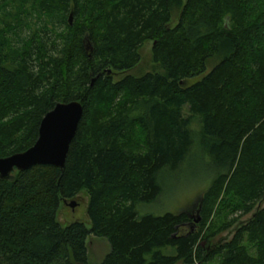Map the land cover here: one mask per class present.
<instances>
[{
  "label": "trees",
  "instance_id": "1",
  "mask_svg": "<svg viewBox=\"0 0 264 264\" xmlns=\"http://www.w3.org/2000/svg\"><path fill=\"white\" fill-rule=\"evenodd\" d=\"M146 41L153 69L136 76ZM70 100L84 114L64 168L0 177V264H90L91 234L111 245L96 264H264V0H0V157ZM196 152L199 224L141 215ZM83 189L91 227L63 226L61 202Z\"/></svg>",
  "mask_w": 264,
  "mask_h": 264
},
{
  "label": "rangeland",
  "instance_id": "2",
  "mask_svg": "<svg viewBox=\"0 0 264 264\" xmlns=\"http://www.w3.org/2000/svg\"><path fill=\"white\" fill-rule=\"evenodd\" d=\"M141 59L139 63L131 69L129 72L139 76L143 73L153 69V51L152 41H146L140 48ZM214 62H210L208 72ZM201 74L195 77V80H200L205 74ZM124 73L116 74L120 76ZM189 161L184 164L180 170L176 173L165 174L162 179L165 186L164 192L161 196L153 202L140 203L137 206L138 212L143 215L147 213L162 214L166 211L179 212L182 210H191L193 205L197 203V200L205 192L209 185V180H204V167L202 158L199 153H195L191 156ZM14 171L13 173H15ZM75 200L77 205L72 207L71 201ZM88 202L89 194L86 189H83L75 198L63 200L58 210L57 218L63 226L68 225L74 220H81L86 223L88 227H91V220L88 216ZM251 214H238L233 217H229L224 221H228L232 218H238L242 221L248 218ZM237 221V220H236ZM196 225L199 222L195 223ZM234 232L233 229L223 230L217 236L213 238V242L226 241L232 238ZM111 245L106 237L91 234L88 238V261L90 264H96L101 262L105 256L110 252ZM177 264H187L184 262H178ZM198 264V263H197ZM209 264V263H206ZM210 264H219L218 257L215 258Z\"/></svg>",
  "mask_w": 264,
  "mask_h": 264
},
{
  "label": "water",
  "instance_id": "3",
  "mask_svg": "<svg viewBox=\"0 0 264 264\" xmlns=\"http://www.w3.org/2000/svg\"><path fill=\"white\" fill-rule=\"evenodd\" d=\"M73 22V13L70 14ZM87 50H92L90 40L85 37ZM84 114V106L79 100L59 101L48 111L39 127L36 142L27 150L0 157V177L10 179L15 170H25L36 164H52L64 168L70 144L77 132ZM75 207L77 202L72 200ZM201 220L195 219L194 224Z\"/></svg>",
  "mask_w": 264,
  "mask_h": 264
},
{
  "label": "flooded vegetation",
  "instance_id": "4",
  "mask_svg": "<svg viewBox=\"0 0 264 264\" xmlns=\"http://www.w3.org/2000/svg\"><path fill=\"white\" fill-rule=\"evenodd\" d=\"M200 201H201V197H199L198 200H197V203L193 205L194 206L193 209H191L189 211L190 216L193 217V218L198 216V206L200 204ZM189 225H191V224H189Z\"/></svg>",
  "mask_w": 264,
  "mask_h": 264
}]
</instances>
